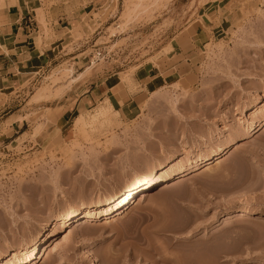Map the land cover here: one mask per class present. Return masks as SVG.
Wrapping results in <instances>:
<instances>
[{"label": "rangeland", "instance_id": "obj_1", "mask_svg": "<svg viewBox=\"0 0 264 264\" xmlns=\"http://www.w3.org/2000/svg\"><path fill=\"white\" fill-rule=\"evenodd\" d=\"M26 1L45 56L0 94V255L17 253L0 264L32 253L67 211L233 143L219 164L139 194L110 222L77 220L68 237L54 228L37 264H264V128L244 138L264 117V107L245 116L264 104V0H197L191 11L172 0ZM7 7L0 0V27ZM50 100L70 107L7 120L16 105ZM244 206L250 214L227 219Z\"/></svg>", "mask_w": 264, "mask_h": 264}, {"label": "bare ground", "instance_id": "obj_2", "mask_svg": "<svg viewBox=\"0 0 264 264\" xmlns=\"http://www.w3.org/2000/svg\"><path fill=\"white\" fill-rule=\"evenodd\" d=\"M263 107L264 104L262 102L258 104H250L245 111L246 118L248 119L254 112H256V110L260 108L262 109ZM76 121V127H78V129H86V127L91 124H88L82 116H80ZM263 128L264 117L255 123V125L248 128L244 138L254 136ZM233 144L229 145L226 149H221L218 152H215L213 155L200 159L196 163L194 162V165L191 167H181L175 173H169V169L172 166L179 164L181 161L170 160L164 162L163 164L161 163V165H158L152 170L150 175L143 177L130 185L125 192L117 196L115 199H101L93 205L88 204L87 206L79 209L67 211L63 215L58 216L52 223L47 224L46 227L37 234V237L26 245L25 250L28 252L31 251L32 253L20 258L15 264H37L40 260H42L48 251L50 243L52 242L53 244L55 241L54 239L56 233L54 228L56 229L59 225L67 227L65 232H67L66 236L68 237L76 232L74 230V226L77 220L86 219V222L92 223L102 219V221L110 222L117 218L121 209L129 207L132 203H134L139 194H146L157 186L180 181L189 173L196 172L209 165L211 166L215 162L219 164L222 161V158L232 151L234 146ZM251 211V207L244 206L239 211L237 210L236 213L229 212L227 214V219L232 218L233 215L246 217L247 214L251 213ZM16 255V250L13 252L8 251L6 255H0V263H2L5 258H11L12 256L15 257Z\"/></svg>", "mask_w": 264, "mask_h": 264}, {"label": "crops", "instance_id": "obj_3", "mask_svg": "<svg viewBox=\"0 0 264 264\" xmlns=\"http://www.w3.org/2000/svg\"><path fill=\"white\" fill-rule=\"evenodd\" d=\"M197 0H172L174 5L182 9L194 8ZM208 1V0H207ZM8 4L6 10V21L0 27V94L6 93L8 90L16 89V84L20 83L24 77H30L38 74L36 69L40 68V60L45 56V52L40 51L37 43V29L35 25L28 21V15L35 11L31 8V3L26 0H6ZM30 23V24H29ZM32 77L28 81H32ZM20 91V90H19ZM18 90L15 91L17 93ZM16 97H19L16 96ZM54 102L45 101L33 104L36 109L23 107V104L16 105L18 108L12 113L6 114L7 120L13 119L14 123H18L20 119L26 121V117L39 113L38 111H63L69 105H62L61 100H53ZM56 101V103H55ZM45 103V105H44ZM30 102L27 104L29 105ZM2 104H0L1 106ZM69 109V108H67ZM66 109V110H67ZM28 110L30 113H25ZM31 110H35L32 112ZM65 110V109H64ZM70 110L63 112L62 117L58 121L65 120V116ZM11 113V114H10ZM27 122H23L26 126Z\"/></svg>", "mask_w": 264, "mask_h": 264}]
</instances>
